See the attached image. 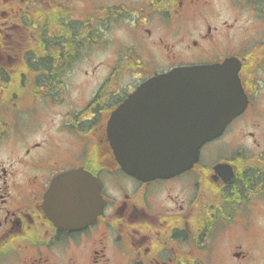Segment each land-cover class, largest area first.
Here are the masks:
<instances>
[{"label": "flooded vegetation", "instance_id": "obj_1", "mask_svg": "<svg viewBox=\"0 0 264 264\" xmlns=\"http://www.w3.org/2000/svg\"><path fill=\"white\" fill-rule=\"evenodd\" d=\"M228 56L245 110L188 170L126 174L111 113L157 73ZM77 167L102 206L66 229L43 196ZM0 264H264V0H0Z\"/></svg>", "mask_w": 264, "mask_h": 264}, {"label": "water", "instance_id": "obj_2", "mask_svg": "<svg viewBox=\"0 0 264 264\" xmlns=\"http://www.w3.org/2000/svg\"><path fill=\"white\" fill-rule=\"evenodd\" d=\"M240 60L174 67L139 84L110 115L107 136L123 171L147 181L170 177L196 162L201 146L218 137L245 108ZM102 205L100 184L83 167L61 172L44 194L54 225L81 228Z\"/></svg>", "mask_w": 264, "mask_h": 264}, {"label": "rangeland", "instance_id": "obj_3", "mask_svg": "<svg viewBox=\"0 0 264 264\" xmlns=\"http://www.w3.org/2000/svg\"><path fill=\"white\" fill-rule=\"evenodd\" d=\"M222 13L223 14H225L226 13V10L225 9H223L222 10ZM162 20H159V22H161ZM158 29H157V31L159 32V33H162L163 31H164V29H165V26L164 25H161V24H158ZM115 31H117V30H114V32ZM113 33V32H112ZM117 35L119 36V37H121L122 35H123V33L122 32H118L117 33ZM92 89H91V85H84V87H81L80 86V88L78 89V93L80 94V96L81 95H84L85 96V94H90L91 95V93H92Z\"/></svg>", "mask_w": 264, "mask_h": 264}]
</instances>
